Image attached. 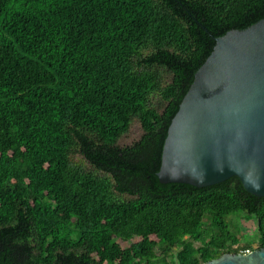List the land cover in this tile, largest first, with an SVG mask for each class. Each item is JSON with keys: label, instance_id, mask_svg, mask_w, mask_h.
Returning a JSON list of instances; mask_svg holds the SVG:
<instances>
[{"label": "trees", "instance_id": "trees-1", "mask_svg": "<svg viewBox=\"0 0 264 264\" xmlns=\"http://www.w3.org/2000/svg\"><path fill=\"white\" fill-rule=\"evenodd\" d=\"M263 18L264 0H0V264H204L264 248V197L237 177H158L216 38ZM237 213L257 220L256 248L230 230Z\"/></svg>", "mask_w": 264, "mask_h": 264}, {"label": "water", "instance_id": "water-1", "mask_svg": "<svg viewBox=\"0 0 264 264\" xmlns=\"http://www.w3.org/2000/svg\"><path fill=\"white\" fill-rule=\"evenodd\" d=\"M158 177L198 188L237 177L264 197V18L216 38L169 127ZM204 264H264V248Z\"/></svg>", "mask_w": 264, "mask_h": 264}, {"label": "rangeland", "instance_id": "rangeland-1", "mask_svg": "<svg viewBox=\"0 0 264 264\" xmlns=\"http://www.w3.org/2000/svg\"><path fill=\"white\" fill-rule=\"evenodd\" d=\"M142 135V130L139 126H136L121 142L122 145H130L134 141L138 140ZM228 222L230 224V230L237 234V237L240 239L241 244L243 245H250L253 248H256L259 242L258 234H257V220L250 219L247 220L245 214L237 213L231 214L228 216ZM205 225H210L209 218L204 219ZM196 247H199V243H195ZM179 249H175L174 253H177ZM158 254L161 252L158 251ZM169 263L176 264L175 257H169Z\"/></svg>", "mask_w": 264, "mask_h": 264}, {"label": "built area", "instance_id": "built-area-1", "mask_svg": "<svg viewBox=\"0 0 264 264\" xmlns=\"http://www.w3.org/2000/svg\"><path fill=\"white\" fill-rule=\"evenodd\" d=\"M251 251H247L246 253H250ZM246 253H244V254H246Z\"/></svg>", "mask_w": 264, "mask_h": 264}]
</instances>
